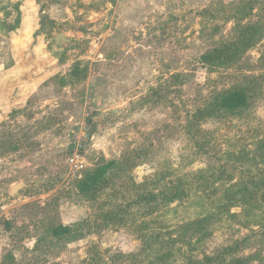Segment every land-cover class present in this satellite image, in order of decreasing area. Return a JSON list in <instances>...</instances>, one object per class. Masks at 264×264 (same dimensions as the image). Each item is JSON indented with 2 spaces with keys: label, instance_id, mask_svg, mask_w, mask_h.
Wrapping results in <instances>:
<instances>
[{
  "label": "rangeland",
  "instance_id": "1",
  "mask_svg": "<svg viewBox=\"0 0 264 264\" xmlns=\"http://www.w3.org/2000/svg\"><path fill=\"white\" fill-rule=\"evenodd\" d=\"M248 1L252 12L238 19L236 7ZM261 22L264 0H0V264H102L117 253L153 264L157 253L143 237L150 232L177 240L171 264H220L228 248L225 260L264 264V186L253 214L218 209L232 183L264 175V162H249L264 138V34L227 67L199 63L237 23ZM234 87L250 89L246 108L189 127L196 109ZM135 151L143 156L107 194L78 192L99 157ZM209 168L219 180L196 186L197 172ZM183 177L186 194L152 213L136 209L125 224L47 242L52 225L94 220ZM209 205L219 216L203 239L190 224Z\"/></svg>",
  "mask_w": 264,
  "mask_h": 264
},
{
  "label": "trees",
  "instance_id": "2",
  "mask_svg": "<svg viewBox=\"0 0 264 264\" xmlns=\"http://www.w3.org/2000/svg\"><path fill=\"white\" fill-rule=\"evenodd\" d=\"M237 14L235 15L238 19L243 18L245 14L252 12L253 8L251 2L241 3L236 7ZM234 16V17H235ZM235 17V18H236ZM264 34V23H247L239 24L235 26V34L229 41H223L219 46H213L205 50L199 56V63H201L207 70H214L229 66L234 60H236L243 52L251 48L254 44L260 42ZM85 69H82L83 72ZM72 76L78 79L81 74H77V69H73ZM251 96L250 89L246 87H234L226 91L217 92L213 95L212 99L209 100L204 107L196 109L189 122L190 126H197L201 121L210 118L223 116L225 114H238L241 110L249 105V99ZM141 151V150H137ZM133 152L131 155H124L118 160L107 161L104 165L95 166L85 172L84 176L77 181L78 192L84 194L89 199H95L97 196L107 194L108 187L115 184L114 181L130 166L137 165V158L142 157L140 152ZM252 152V153H251ZM250 152V161L253 167H257L258 163L264 162V138L259 139L256 142L254 149ZM134 154V155H133ZM239 159L245 158V153H239ZM249 153H247L248 155ZM147 156V153L144 156ZM145 156V157H146ZM113 170V171H112ZM255 171L256 169L247 168V172ZM113 172V173H112ZM167 173L163 172L157 174L155 182L159 183L162 181ZM219 173H216L213 169H201L195 175L196 186H202L209 182V178L213 181L219 180ZM178 185H164V187L157 192L151 190L137 193L128 200L114 207L101 212L98 218L92 220L90 217L70 223H58L52 225L47 231V242L52 243L53 240L56 242L70 243L77 241L85 235L92 234L98 226L100 228L109 226L110 224H125L127 218L132 216L133 211L146 209L148 213L154 212L158 208L159 204L170 203L174 200L182 198L186 194L188 188V181L186 178H180L177 180ZM264 186V175L260 179H252L250 176L244 179H240L238 182H234L228 189H225L224 197L219 202L218 209L228 211L232 207L244 206L249 207L250 215L253 214V209L256 206L257 196L260 194L259 187ZM201 205L205 204L204 199ZM206 207L203 210V214L190 226L195 227V230L200 232L202 238L207 236L206 226L214 222V218L219 216V210H214ZM216 206V205H215ZM253 216V215H252ZM5 222V221H4ZM6 226V225H5ZM8 229L9 226H6ZM144 228H147L145 226ZM155 230V229H153ZM167 236V234H166ZM145 248L147 250L155 249L157 255H154L153 264H171V257L174 255V245L177 240L171 237H165V235L159 232L144 233ZM50 239V241L48 240ZM202 239V241H203ZM36 241L35 243H37ZM234 251L233 248L223 253L218 262L220 264H248L250 257H232L229 260L223 259L225 254ZM146 257L151 254H145ZM136 260V254L134 253H117L109 255L108 261L102 264H133L129 260ZM207 259L211 260L209 257ZM169 260V262H168ZM129 261L130 263H125ZM92 264V263H91Z\"/></svg>",
  "mask_w": 264,
  "mask_h": 264
},
{
  "label": "water",
  "instance_id": "3",
  "mask_svg": "<svg viewBox=\"0 0 264 264\" xmlns=\"http://www.w3.org/2000/svg\"><path fill=\"white\" fill-rule=\"evenodd\" d=\"M106 159H105V157L104 156H101V157H99V159L95 162V165L96 166H98V165H104V164H106ZM17 187L18 186H13L12 188H11V191H15L16 189H17Z\"/></svg>",
  "mask_w": 264,
  "mask_h": 264
},
{
  "label": "built area",
  "instance_id": "4",
  "mask_svg": "<svg viewBox=\"0 0 264 264\" xmlns=\"http://www.w3.org/2000/svg\"><path fill=\"white\" fill-rule=\"evenodd\" d=\"M69 160H70L71 163H74L75 168H79V167L81 168L82 167L81 164L79 165L77 163V161H74L75 160V157H71Z\"/></svg>",
  "mask_w": 264,
  "mask_h": 264
}]
</instances>
